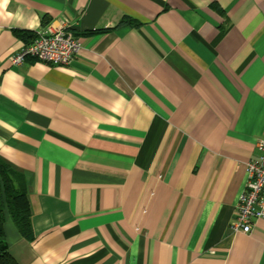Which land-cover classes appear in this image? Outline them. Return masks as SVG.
Instances as JSON below:
<instances>
[{
    "label": "crops",
    "instance_id": "crops-1",
    "mask_svg": "<svg viewBox=\"0 0 264 264\" xmlns=\"http://www.w3.org/2000/svg\"><path fill=\"white\" fill-rule=\"evenodd\" d=\"M62 27L76 63L12 65ZM261 140L264 0H0V157L35 236L6 215L18 264H264V222L231 231Z\"/></svg>",
    "mask_w": 264,
    "mask_h": 264
},
{
    "label": "built area",
    "instance_id": "built-area-1",
    "mask_svg": "<svg viewBox=\"0 0 264 264\" xmlns=\"http://www.w3.org/2000/svg\"><path fill=\"white\" fill-rule=\"evenodd\" d=\"M81 51L79 38L67 27L48 28L36 33L29 44L19 49L11 63L19 67L28 59H34L53 67H70L77 62ZM257 148L261 154L247 164L245 189L231 223L233 233L249 234L255 222H264V140L258 142Z\"/></svg>",
    "mask_w": 264,
    "mask_h": 264
},
{
    "label": "trees",
    "instance_id": "trees-1",
    "mask_svg": "<svg viewBox=\"0 0 264 264\" xmlns=\"http://www.w3.org/2000/svg\"><path fill=\"white\" fill-rule=\"evenodd\" d=\"M7 214L25 240H35L26 177L0 157V264H18L9 252L5 236Z\"/></svg>",
    "mask_w": 264,
    "mask_h": 264
}]
</instances>
